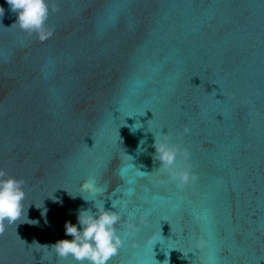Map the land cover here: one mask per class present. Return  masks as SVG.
<instances>
[{
  "label": "water",
  "instance_id": "water-1",
  "mask_svg": "<svg viewBox=\"0 0 264 264\" xmlns=\"http://www.w3.org/2000/svg\"><path fill=\"white\" fill-rule=\"evenodd\" d=\"M55 2L42 43L0 0V168L27 209L0 264H72L41 246L86 200L122 217L110 264H264V0ZM160 132L195 183L156 171Z\"/></svg>",
  "mask_w": 264,
  "mask_h": 264
},
{
  "label": "clouds",
  "instance_id": "clouds-1",
  "mask_svg": "<svg viewBox=\"0 0 264 264\" xmlns=\"http://www.w3.org/2000/svg\"><path fill=\"white\" fill-rule=\"evenodd\" d=\"M6 3L16 14V22L12 26L18 27L29 37L34 36L42 43L52 37L54 29L48 27L47 22L51 13L60 10L55 0H6ZM3 14L4 9L0 7V18ZM189 131L185 127L182 132H178L177 140H182ZM172 141L169 132L166 134L160 132L158 137L154 135L153 159L159 162L156 171L166 174L167 179L174 182L178 189H183L190 183H195L198 176L193 171L189 149L182 143ZM24 184L23 178L8 175L0 168V235L4 234L6 227L17 225L22 217H27V209L24 207L26 199ZM84 186L87 185H82ZM86 201L91 202L92 206L78 210V226L71 222L65 223V235L72 239H62L51 246L38 245L53 250L60 262L71 260L72 264H110L111 259L124 246L119 234L122 217L116 210L106 209L104 201ZM112 209H115L113 204ZM143 222L142 219L141 223ZM125 228L129 237L138 231L136 225L131 222H128ZM203 245V240L196 241L197 248H202ZM132 247H136L134 242Z\"/></svg>",
  "mask_w": 264,
  "mask_h": 264
},
{
  "label": "snow or ice",
  "instance_id": "snow-or-ice-1",
  "mask_svg": "<svg viewBox=\"0 0 264 264\" xmlns=\"http://www.w3.org/2000/svg\"><path fill=\"white\" fill-rule=\"evenodd\" d=\"M114 257H115V256H114ZM114 257H113V258H114Z\"/></svg>",
  "mask_w": 264,
  "mask_h": 264
}]
</instances>
